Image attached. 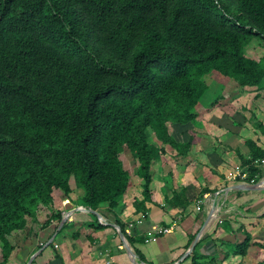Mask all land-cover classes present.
I'll return each instance as SVG.
<instances>
[{
    "label": "trees",
    "instance_id": "trees-1",
    "mask_svg": "<svg viewBox=\"0 0 264 264\" xmlns=\"http://www.w3.org/2000/svg\"><path fill=\"white\" fill-rule=\"evenodd\" d=\"M254 40L264 49V0H0L1 264L15 249L12 233L38 205H51L54 190L68 199L71 179L82 190L77 205L119 209L130 184L125 150L143 180L135 210H144L153 160L164 146L179 155L190 147L172 127L196 122L206 77L264 92V55L246 56ZM246 143L244 182L255 184L264 150ZM52 218L60 213L42 227ZM115 225L143 262L145 239ZM241 231V243L202 239L213 252L199 241L181 264H220L250 245L264 248Z\"/></svg>",
    "mask_w": 264,
    "mask_h": 264
},
{
    "label": "crops",
    "instance_id": "crops-1",
    "mask_svg": "<svg viewBox=\"0 0 264 264\" xmlns=\"http://www.w3.org/2000/svg\"><path fill=\"white\" fill-rule=\"evenodd\" d=\"M208 78L212 77L205 79L209 86ZM225 82L213 81L210 97L214 100L204 99L196 107L194 124L172 127L174 140L189 142L190 147L185 155H179L174 148L164 146L165 153L153 160L150 200L144 210L136 211L134 206L143 199V180L136 175L137 162L131 157L136 163L135 174L129 173L130 184L119 209L109 212L102 207L96 214L77 210L82 207L76 204L82 193L78 190L72 198L75 191L71 188L70 197L63 195L62 204L53 212L60 213L61 219L52 218L47 226L40 225L34 237L36 249H24L17 255L12 251L6 264H27L32 255L30 264H181L196 236L200 235L196 244L201 241L202 252L211 253L210 241L202 239L209 236L241 243L245 238L242 228L250 234L251 242L264 244V163L258 166L256 182L261 189H232L237 184L249 185L232 179L237 168H242L240 158H249L246 142L254 141L264 150V133L257 128L264 125V92L241 88L234 80ZM47 213L43 223L51 211ZM97 214L107 226L97 227ZM116 218L125 224L128 234L145 239L138 245L143 262L131 246L135 263L124 249L114 227ZM162 229L170 232L158 235ZM216 244L224 248L218 241ZM263 251L250 245L246 256H230L221 264L260 263Z\"/></svg>",
    "mask_w": 264,
    "mask_h": 264
},
{
    "label": "rangeland",
    "instance_id": "rangeland-1",
    "mask_svg": "<svg viewBox=\"0 0 264 264\" xmlns=\"http://www.w3.org/2000/svg\"><path fill=\"white\" fill-rule=\"evenodd\" d=\"M263 55H264V49L261 47L259 41L254 40L248 45V47L246 49V56L247 57L258 60ZM218 78L219 79H217L216 77H212L211 78L212 80L210 78L207 79V82L210 83V85H209L210 89H209L208 93L206 94V97H204V99H207L208 101L214 100V97L213 98L210 97V95L212 96L213 92H214V89L212 86L214 80L216 82H218L219 84L220 83L225 84L226 83L225 81H227V79H224L221 77H218ZM207 97H209V98H207ZM121 160L123 162L124 168L131 175L135 174L134 171L136 168L135 167L136 163L135 164L133 163L134 161L131 159V155H130L129 151H127V150L124 151V153L121 156ZM70 186L75 191L72 195V198L76 197L75 195H76L78 190L82 193L81 189H77L75 187V183H74L73 179H71V181H70ZM62 197H63V194L60 190H54L52 193L53 200H52L51 205H49L48 207H44V208L41 205H38L35 208L34 217L27 219V226L25 227V229L21 232L12 233V235L10 236V243H12V245H14V247H15V249L13 250V251H15V252H13V253H15V255H17V253L20 254V252H23L24 249H33V250L36 249V247L34 246L35 234H36V232H38L40 230V225L42 226L44 224L43 222H44V219L46 218V216H49V214L47 212L51 211L50 214H53V212L55 210H57V208H59V206L62 204L61 203ZM262 217H264V216H262ZM28 229H30V231H28ZM262 256H264V251H263ZM9 257H8V259H9ZM29 260H30V258H29ZM29 260L27 261V264H28ZM0 264H1V244H0ZM242 264H262V263L261 262L257 263L256 260H251V261L247 260L246 263L242 262Z\"/></svg>",
    "mask_w": 264,
    "mask_h": 264
},
{
    "label": "water",
    "instance_id": "water-1",
    "mask_svg": "<svg viewBox=\"0 0 264 264\" xmlns=\"http://www.w3.org/2000/svg\"><path fill=\"white\" fill-rule=\"evenodd\" d=\"M232 189H234V190H248V191H249V190H257V189H261V186H260L259 183L249 184V185H245V184H237V185L233 186ZM77 210L91 211L92 213H95V214H96L95 211H92L91 209L84 208V207H79V208H77ZM212 213H213V212H210V213L208 214V216H207V221H209V219L211 218ZM114 227H115L116 230H117V233H118V235H119V238H120V240H121V242H122V244H123V246H124V249H125L126 252L131 256L133 262L135 263V261H134L135 255H134V253H133V251H132V249H131V247H130V244H129L128 240L125 238L124 234L121 232V229H120L118 226H114ZM199 236H200V235H199ZM199 236H196V237H195V239L193 240V242L190 244V246H189V248H188L186 254L184 255V257H186V256H187V255H188V254L194 249V246H195V244H196V242H197ZM184 257H183V258H184ZM32 259H33V256H31V258H30L28 264L31 263Z\"/></svg>",
    "mask_w": 264,
    "mask_h": 264
},
{
    "label": "built area",
    "instance_id": "built-area-1",
    "mask_svg": "<svg viewBox=\"0 0 264 264\" xmlns=\"http://www.w3.org/2000/svg\"><path fill=\"white\" fill-rule=\"evenodd\" d=\"M260 162H261V164H263L264 163V159H262ZM246 178H247V172H246V169H243V168H237V170L235 171V173L232 176L233 180H240L241 182H244L246 180ZM97 223L101 224V225L107 224L106 220L100 214L98 215ZM169 232H170L169 229H162L161 231L157 232V234L160 235V234H166V233H169ZM151 239L154 240L155 238L152 237Z\"/></svg>",
    "mask_w": 264,
    "mask_h": 264
}]
</instances>
